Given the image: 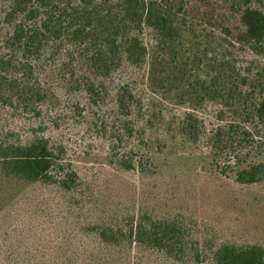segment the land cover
<instances>
[{
  "label": "rangeland",
  "instance_id": "rangeland-1",
  "mask_svg": "<svg viewBox=\"0 0 264 264\" xmlns=\"http://www.w3.org/2000/svg\"><path fill=\"white\" fill-rule=\"evenodd\" d=\"M158 2L176 35L164 40L132 26L145 48L138 64L127 60L121 38L116 69L85 79L78 43L57 28L34 63L45 98L16 110L0 105V130L11 127L23 141L48 138L80 181L73 192L16 184L11 211L26 209L21 224L69 236L75 246L100 245L81 234L85 223L145 214L176 221L201 251L225 243L264 248V178L235 177L264 164V131L248 115L262 97L253 86L264 82V55L241 37L240 21L245 8L264 11V0ZM6 32L0 21V41ZM90 81L99 96L86 92ZM113 153L133 158L134 168L123 170Z\"/></svg>",
  "mask_w": 264,
  "mask_h": 264
},
{
  "label": "trees",
  "instance_id": "trees-1",
  "mask_svg": "<svg viewBox=\"0 0 264 264\" xmlns=\"http://www.w3.org/2000/svg\"><path fill=\"white\" fill-rule=\"evenodd\" d=\"M0 14L2 25L10 29L0 41V105L11 110L45 98L34 63L57 28L67 30L78 43L85 79L116 69L121 38L127 60L140 62L145 48L131 35L132 26L151 28L164 40L176 35L158 0H0ZM121 19L128 25L124 34ZM240 21L241 37L264 55V11L245 8ZM72 46V42L67 45ZM256 80L253 90L261 89L262 97L248 115L264 131V82ZM85 88L91 97L99 96L92 81ZM119 104L123 108V97ZM19 137L11 127L0 130V264H187L188 259L195 264L207 259L209 264H264L260 245L225 243L201 251L176 221L145 214L111 223H85L81 234H94L100 241L95 246L81 242L75 246L65 239L69 236L45 235L31 223L21 224L19 212L27 210L11 211L16 184L41 183L73 192L80 181L61 147L39 135L25 141ZM115 154L123 170L134 168L133 158ZM235 177L241 184L257 183L264 178V164L248 165Z\"/></svg>",
  "mask_w": 264,
  "mask_h": 264
}]
</instances>
